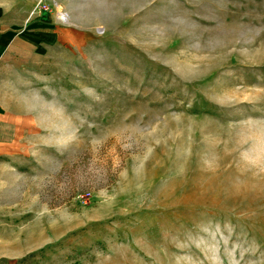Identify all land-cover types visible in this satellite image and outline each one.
<instances>
[{
	"label": "rangeland",
	"instance_id": "1",
	"mask_svg": "<svg viewBox=\"0 0 264 264\" xmlns=\"http://www.w3.org/2000/svg\"><path fill=\"white\" fill-rule=\"evenodd\" d=\"M0 256L264 264V0H0Z\"/></svg>",
	"mask_w": 264,
	"mask_h": 264
},
{
	"label": "built area",
	"instance_id": "2",
	"mask_svg": "<svg viewBox=\"0 0 264 264\" xmlns=\"http://www.w3.org/2000/svg\"><path fill=\"white\" fill-rule=\"evenodd\" d=\"M46 10L47 9V7L46 6H44V7H40L38 10L39 11H42V10ZM59 20L61 21V22H63V23H65V22H67L68 21V15L67 14H65V13H61L60 15H59Z\"/></svg>",
	"mask_w": 264,
	"mask_h": 264
},
{
	"label": "crops",
	"instance_id": "3",
	"mask_svg": "<svg viewBox=\"0 0 264 264\" xmlns=\"http://www.w3.org/2000/svg\"><path fill=\"white\" fill-rule=\"evenodd\" d=\"M0 258H1V256H0ZM0 264H1V259H0Z\"/></svg>",
	"mask_w": 264,
	"mask_h": 264
}]
</instances>
